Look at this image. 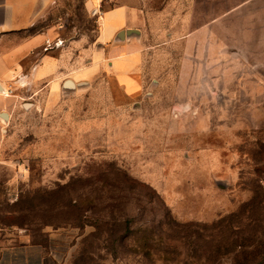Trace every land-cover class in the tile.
Segmentation results:
<instances>
[{
	"label": "rangeland",
	"instance_id": "374dc122",
	"mask_svg": "<svg viewBox=\"0 0 264 264\" xmlns=\"http://www.w3.org/2000/svg\"><path fill=\"white\" fill-rule=\"evenodd\" d=\"M195 1L130 97L96 42L113 2L51 0L32 28L65 71L6 122L0 228L46 243L44 264H239L264 244V0Z\"/></svg>",
	"mask_w": 264,
	"mask_h": 264
},
{
	"label": "crops",
	"instance_id": "0c3cea01",
	"mask_svg": "<svg viewBox=\"0 0 264 264\" xmlns=\"http://www.w3.org/2000/svg\"><path fill=\"white\" fill-rule=\"evenodd\" d=\"M108 1L114 3L112 7L99 11L97 9L96 42L101 46L102 57L108 59L118 86L130 97L145 87L148 64L146 57L149 50L152 54L158 48L155 46L156 38L162 34L160 26L176 23L178 31L172 30L170 33L173 39L180 38L182 33H188L196 1ZM256 1L247 0L243 4L250 2L252 5ZM50 2L51 0H0V181L5 177L2 172L9 170L2 158L3 133L6 122L12 120L19 98L29 90L32 91L25 96L26 102L42 95L48 87L56 91L60 84L57 77H52L65 71L62 68V55L53 57L47 49L46 45L50 44L52 38L49 29L31 32L38 22L43 21ZM98 3L99 1L90 8H99ZM209 20L210 18L208 22ZM127 30H136L138 33L127 34ZM195 34H185L183 44L189 40L194 43ZM203 42L210 48L209 34L203 36ZM147 48L151 49L143 50ZM98 54L96 61L89 67L76 68L74 72L80 77L93 73L88 69H98ZM2 113L7 114L6 121L1 117ZM46 237L50 238L47 234ZM45 252L46 243L34 241L26 231L0 228V264H44Z\"/></svg>",
	"mask_w": 264,
	"mask_h": 264
},
{
	"label": "trees",
	"instance_id": "16d2710c",
	"mask_svg": "<svg viewBox=\"0 0 264 264\" xmlns=\"http://www.w3.org/2000/svg\"><path fill=\"white\" fill-rule=\"evenodd\" d=\"M253 201H255V199ZM235 216H237V214ZM244 241L246 240L244 239ZM237 246H239L240 248L243 247L244 246L243 241H239L237 243ZM251 254H254L256 256L259 255V259L256 261V259L247 258ZM238 263L239 264H264V244H261V246L258 249H255L253 252L248 253V254H245V252L242 251L241 257L238 258Z\"/></svg>",
	"mask_w": 264,
	"mask_h": 264
},
{
	"label": "water",
	"instance_id": "95a60500",
	"mask_svg": "<svg viewBox=\"0 0 264 264\" xmlns=\"http://www.w3.org/2000/svg\"><path fill=\"white\" fill-rule=\"evenodd\" d=\"M126 33H127V34L138 33V31H136V30H127ZM67 86H68V87H72V84L69 83V82L67 81ZM1 117H2L5 121L7 120V114H6V113H2Z\"/></svg>",
	"mask_w": 264,
	"mask_h": 264
},
{
	"label": "built area",
	"instance_id": "2783aa9c",
	"mask_svg": "<svg viewBox=\"0 0 264 264\" xmlns=\"http://www.w3.org/2000/svg\"><path fill=\"white\" fill-rule=\"evenodd\" d=\"M98 11H99V9H98ZM98 11L97 10H95L94 12H95V14H98ZM56 46H58V43L56 44Z\"/></svg>",
	"mask_w": 264,
	"mask_h": 264
},
{
	"label": "bare ground",
	"instance_id": "6f19581e",
	"mask_svg": "<svg viewBox=\"0 0 264 264\" xmlns=\"http://www.w3.org/2000/svg\"><path fill=\"white\" fill-rule=\"evenodd\" d=\"M69 83H71V84L73 85V83H72V82H69ZM64 85H65V87H66V86H67V82H65V84H64Z\"/></svg>",
	"mask_w": 264,
	"mask_h": 264
}]
</instances>
